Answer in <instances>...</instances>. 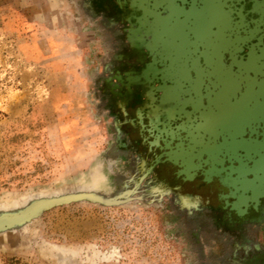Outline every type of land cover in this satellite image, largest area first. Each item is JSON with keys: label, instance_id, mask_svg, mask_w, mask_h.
<instances>
[{"label": "rangeland", "instance_id": "rangeland-1", "mask_svg": "<svg viewBox=\"0 0 264 264\" xmlns=\"http://www.w3.org/2000/svg\"><path fill=\"white\" fill-rule=\"evenodd\" d=\"M81 1L102 9V31L116 35L113 49L94 34L72 43L73 33H83L88 25L79 0H0V205L10 210L15 199L58 194L65 186L79 191L82 182H90L85 192L104 197L128 189L137 197L145 186L158 191L127 207L84 200L43 210L16 232L17 243L0 242V264L264 261V180L255 200L234 207L242 192L234 189L238 183L233 185L237 174L232 168L238 163L224 152L230 131L234 135L239 128L244 133L237 140L264 141V107L259 106L264 93L253 96L259 75L233 63L245 60L251 49L254 61L260 58L264 64V45L254 38L225 49L215 44L220 62L215 70L229 73L208 76L214 79V96L204 87L206 76L183 71L176 75L174 101L164 96V88L173 84L166 70L174 49L160 53L153 22L152 28L151 22L141 25L139 9H131L126 0ZM185 2L172 0L165 11H157L165 17L177 4L180 20ZM239 2H207L214 4L209 15L217 37H224L222 27L226 31L237 20L238 13L228 6ZM252 2L247 0L250 10L245 13L242 7L241 14L249 29L261 20L255 37L264 25V1L255 11ZM220 15L226 17L223 25ZM163 20L159 28L172 31L171 21ZM176 31L169 45L189 36ZM130 33L140 37L134 44L124 41ZM185 60L179 69L195 68ZM197 61L207 68L204 55ZM90 72H95L92 78ZM243 84L248 85L245 91ZM171 104L175 108L168 115ZM209 104L218 109L211 117L219 131L214 139L211 122L204 119ZM74 106L81 111H73ZM86 151L89 156H80ZM191 153L192 163L184 165V156ZM255 153L264 158V144ZM241 175L254 178L252 172Z\"/></svg>", "mask_w": 264, "mask_h": 264}, {"label": "bare ground", "instance_id": "bare-ground-1", "mask_svg": "<svg viewBox=\"0 0 264 264\" xmlns=\"http://www.w3.org/2000/svg\"><path fill=\"white\" fill-rule=\"evenodd\" d=\"M143 0H126V2L130 5H133V7H131V9H139V13L140 15H138L136 18L139 19V22H141V25H143L142 23H147V22H151L149 23V25H151L152 28V22L155 26H153V30H155L156 28H158L159 32L157 31V34L160 39L159 47L161 46V50H164L165 47L169 46L168 42H169V38H174L175 36L173 35L172 31L175 33H177L176 29H178V32L181 30V33L183 35H191V36H195V37H200L202 36L207 30H206V26L207 23L204 22L201 14L202 12H200L198 9H195L194 6V2L192 4V7H190V9L188 11H181V14L183 13V18L179 20V18H177V10L174 8L177 6V4H174V8L171 11L172 7H169V12L165 17H162L161 14L158 13L157 8H163L164 11L166 9V5L167 3L170 4V2H172V0H152L153 2H148L147 4L144 5V3L142 2ZM207 2H209V0H206ZM205 2L204 5H207L208 3ZM136 7V8H135ZM167 11V10H166ZM167 17V18H166ZM165 19L166 22L167 21H171V25L169 26L170 28H172V31L169 30V28L164 31L163 28H159L161 19ZM165 20H163L165 22ZM222 23H224L223 19L221 20ZM180 23V25H179ZM189 23V24H188ZM185 30V31H184ZM155 35H156V31H154ZM165 36V38H163ZM206 36V33L203 35ZM153 38H154V34H153ZM140 39L139 36L132 34V36L127 37V42L130 44H134L136 43L138 40ZM155 40V38H154ZM152 44V43H151ZM208 48H206L207 50ZM163 52V51H162ZM178 51H174V55H171V65H170V69L168 71V75H171V78L173 80V84L172 86L169 87H165V92H164V96L167 99H173L174 101H177V98L175 97V93H177V89H178V83H177V79H176V75L178 73L179 67H177L178 63L176 62L178 59L181 58L180 55H177ZM213 55V54H212ZM215 58V54L213 55V57L211 58L209 56L210 59V63L215 64V60L213 59ZM191 80V79H189ZM224 80V79H221ZM227 80V79H225ZM263 90L260 89L258 91H256L253 96H257L259 95ZM257 98V97H256ZM254 98V99H256ZM176 103V102H175ZM211 104H209V106L207 107V111H206V116H204V119L206 122H211L210 125L212 126L211 128L214 130V120L211 118L212 115L214 116L216 110L218 109H214L213 105L210 106ZM216 105H214L215 107ZM260 108L262 109L264 107V102L259 104ZM169 109V113L168 115H171L173 109L175 108L174 104H171ZM174 107V108H173ZM250 109L253 108V106L249 107ZM255 108H257L255 106ZM259 108V109H260ZM248 109V110H250ZM261 111V110H260ZM153 112V111H152ZM214 112V114H213ZM151 115H153V113H151ZM211 130L210 134H213V138L218 135V130L216 128V130ZM251 132H254V130H252ZM237 133V132H236ZM230 134H232V132L230 131ZM230 140L229 142H227V146H229L225 149V153L227 154V156L229 157H233L234 160H236L238 162L237 167H233L232 171L235 172L237 174V178L234 181L235 185L236 183H238V185L234 186V189H238L236 191H240L242 190V192L238 195L237 201L234 202V207H239L242 203H244L247 199H252L255 200L257 198V196L261 193V186L263 184V180H264V171H263V166L262 164H264V158H257L255 155H257V153H255L256 148L258 146H263L264 141L262 143L257 142L256 144H249L248 142H243L240 138H238L239 140H237V138H232L233 135H230ZM214 141V140H213ZM215 143V142H214ZM203 147H208L207 145L203 144ZM238 148H244L245 153L243 155H239L236 154V150ZM232 151V152H230ZM223 152V153H224ZM185 159L182 160L183 164H191L192 163V153L188 154L186 156H184ZM246 161H250L252 163L251 166L247 165ZM245 172H252L254 174V178L253 179H246V177L242 176L241 174L245 173ZM260 172V175L258 174ZM123 184H124V180H123ZM90 185V182H82L78 188L79 190H84L86 189L88 186ZM125 187V186H123ZM73 188V187H72ZM140 195L137 197L132 196L131 192L132 189H128L126 190V192H118L115 194H111L108 195L107 197L104 196H100L98 194H88V193H77L78 191L77 188L76 190H73L69 187V186H65L62 190L57 191L58 193H60V195H56V194H45V193H38V194H33V195H28L24 198H20V199H15V201L12 202L13 204V208L14 210H16L15 213H5L4 210H2L1 206H0V226H2L4 223H11L17 220H21L22 223L19 224H14L13 226L9 227L8 229H5V231L0 233V239H4L6 238L7 241L9 242H13V243H17V240L19 239L17 237L16 232L19 231L20 229L23 230L24 226L26 224V220L23 219H27L30 217V215H34L37 214L36 212H38L39 209L50 205L54 200H60V199H64L61 196H67V197H77V198H81V197H91L93 199H97L98 201L96 202V204H105L106 202L108 203H116V204H122L125 207L129 206L130 204H134L137 203L138 201H144L147 200V198L149 197H153L154 192L158 191V189L156 187H152V186H145L143 188H140ZM249 192L250 195H247L246 192ZM84 192V191H83ZM62 193V194H61ZM66 197V198H67ZM95 201V200H94ZM145 202V201H144ZM145 204V203H144ZM237 205V206H236ZM29 220V219H28ZM18 238V239H17ZM62 259V258H60Z\"/></svg>", "mask_w": 264, "mask_h": 264}, {"label": "flooded vegetation", "instance_id": "flooded-vegetation-1", "mask_svg": "<svg viewBox=\"0 0 264 264\" xmlns=\"http://www.w3.org/2000/svg\"><path fill=\"white\" fill-rule=\"evenodd\" d=\"M179 1H181V0H179ZM185 1H186L185 2L186 4H183V8L186 11H188L190 9V7H192V4L194 2L195 9H198L200 12H202L201 16H202L204 22L207 23V25H205L207 31L205 32L206 36H203L205 34L204 33L200 37H195V36H191V35L188 37H181V38L177 39V41H175L171 45L165 47V53H170V51L172 49H174V51H178L179 52L178 54L180 55V51H182V54L184 56L180 55L183 59L182 58L178 59L179 65L183 64V62H184V64H186L185 59H187V58L190 59L192 66L195 65L194 69H191V70H190V68L179 69L178 72H183V71L184 72H188V71L190 72V71H192L196 75L206 76L207 78H208V76H212L214 78L215 75L220 74L221 71H223L224 73H226V72L229 73L228 69L227 70H224V69L221 70L220 69L219 72L217 70H215V64L216 63L220 64V62L218 60H216V58H213L215 60V64H213V66L210 63L209 56L212 58L213 55L215 54V51H217V49H215V44H219L221 46V49H225V47L227 48L228 46H231V44L233 45L234 42L245 43V42L249 41L250 39L254 38L256 43H258V45H261L260 47H263V45H264V37H263L264 36V25L261 27L262 33H260L259 36L254 37L252 35L253 33L255 34L259 30L258 26L262 24L261 20L256 19L255 21H253L254 28L249 29V28H247V23L243 19L244 17L241 14L242 7H243V9L245 8V10H243V11H245V13L250 10V9H247V7H246L247 0H240L238 7L236 6L234 8H231L232 5L235 6L234 4H231V6H228L229 11H232L233 13H236V14L238 13L239 16L237 17V20H233L231 27L228 26V29L226 31L223 30V27H222L220 32L222 34H225L224 37H217L214 34V27H213L214 22H213V19L209 15V12H211V10H212L211 7L214 6L213 3H212L213 5H211V4L210 5L209 4L204 5L205 2L204 1L202 2V0H201V2H200V0H185ZM252 1L253 2H252L251 11H255L258 8V6L261 4V2H263L264 0L263 1L261 0V2H259V0H252ZM149 2L152 3L153 1L149 0ZM183 3H184V0H183ZM181 6L182 5L180 4V7ZM220 17L225 22L226 17L223 15H220ZM205 19H206V21H205ZM223 24L224 23H222V25ZM239 32L241 34L238 35ZM206 48H208V49L206 50ZM162 51H164V50H162ZM162 51L160 53H162ZM252 54H253L252 50L249 49V51L247 52V56H246L245 60H241L240 58L239 59L235 58L233 60L234 56L233 57L231 56V58L233 60V63L236 64L239 68L249 70V71L253 72L255 75H259L258 76L259 78L256 81L257 85H256L255 90L262 89L263 90L262 92L264 93V64L262 63L260 58L259 59L257 58V60L255 59V61H254V58L256 56H252ZM201 55H204L208 59V63L206 64L207 68L206 67L204 68V65H202V66L200 65V67H199V64L197 63L198 62L197 60H198L199 56H201ZM252 60H253V62H252ZM230 63H232L231 59H230ZM164 70L165 69L161 68V69H159V72L160 71H163L164 73L168 72V70H166V72ZM237 72H238V70H237ZM213 78L212 79L211 78L206 79L207 82L204 83V87L207 88L206 91L210 92V94H209L210 97H213L214 92H215L212 90L213 86L210 85V83H212V84L214 83ZM243 87H244L243 91H245V87L247 88L248 85L243 84ZM204 90H205V88H204ZM259 96L262 97V95H259ZM260 134H261V132L259 131L258 136ZM258 136H257L258 139H260V138L263 139L262 136L261 137H258Z\"/></svg>", "mask_w": 264, "mask_h": 264}, {"label": "crops", "instance_id": "crops-1", "mask_svg": "<svg viewBox=\"0 0 264 264\" xmlns=\"http://www.w3.org/2000/svg\"><path fill=\"white\" fill-rule=\"evenodd\" d=\"M81 3H80V10L82 12H84L85 16L87 15V22H88V25H85L84 26V31L83 33L79 32L77 33L78 35H76V33H73V37H72V43H76V42H82L81 39L77 41V39L80 37L82 38V36H84L85 34H87V36H89L88 38H92L93 34L94 35H99V38L100 39H103V41L106 43L107 47L108 48H111L113 49L114 47V42L116 41L115 39V36L113 33H111V35H108L106 32H103L102 29H103V25L102 24L103 20H100L101 17H98L99 14L102 15V9H97V8H93V7H88V4H84L83 1L79 0ZM74 21V20H73ZM117 26V25H116ZM96 28V29H95ZM99 28V29H98ZM101 30V31H100ZM134 34V33H130V36ZM87 39V37H85ZM125 43L127 42V40H124ZM128 43V42H127ZM110 49V50H111ZM95 72H90L88 73L87 77L88 78H92L94 75ZM89 80V79H88ZM91 81L89 80L87 83L89 84ZM80 91V90H79ZM72 108L73 111H76V110H80L81 111V107L79 106H74V107H70ZM79 155V154H78ZM89 156V153L88 151L84 152V154H81L80 156ZM244 264H258V263H255V262H252V263H244ZM259 264H264V261H262L261 263Z\"/></svg>", "mask_w": 264, "mask_h": 264}, {"label": "water", "instance_id": "water-1", "mask_svg": "<svg viewBox=\"0 0 264 264\" xmlns=\"http://www.w3.org/2000/svg\"><path fill=\"white\" fill-rule=\"evenodd\" d=\"M236 129L238 128V127H235ZM244 133V130L242 129V128H239V129H237V133H234V135L232 136V138H236V137H238V136H241L242 134ZM233 159V158H232ZM236 161V160H235ZM230 162H231V160H230ZM237 162V161H236ZM238 163V162H237ZM78 191V190H77ZM84 190H79L77 193H88V194H91V193H93V194H96V193H94V192H83ZM62 194V193H61ZM56 195H60V193H58V194H56ZM99 195V194H98ZM101 196V195H100ZM62 198H64L63 200L62 199H60V200H54L50 205H48V206H45V207H43V208H41V209H39L38 210V212H36L37 214H34V215H30V217L29 218H27V219H23V220H26L27 222H26V224L28 223V222H30V220L31 219H33V218H35V217H37L38 216V214L41 212V211H43V210H46V209H49V208H51V207H54V206H58V205H62V204H68V203H70V202H81V201H90V202H93V203H96L98 200L95 198V199H93V198H91V197H79V198H77V197H67V196H64V195H62L61 196ZM67 197V198H66ZM95 200V201H94ZM102 205H116V203H108V202H106L105 204H102ZM1 206V205H0ZM1 208H2V210H4L5 211V213H15L16 212V210H14V208L12 207V208H10V210H8V209H6L4 206H1ZM29 219V220H28ZM19 224V223H22L21 222V220H17V221H14V222H11V223H4L2 226H0V233L1 232H3V231H5V229H8L9 227H11V226H13L14 224ZM25 224V225H26ZM5 240H7L6 238H4V239H0V242L2 243V242H4Z\"/></svg>", "mask_w": 264, "mask_h": 264}]
</instances>
